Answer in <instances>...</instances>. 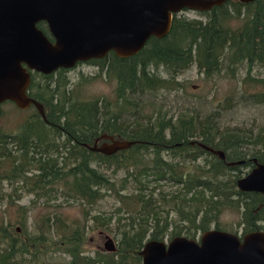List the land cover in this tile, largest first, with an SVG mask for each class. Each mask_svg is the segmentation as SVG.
Returning <instances> with one entry per match:
<instances>
[{
  "label": "trees",
  "instance_id": "obj_1",
  "mask_svg": "<svg viewBox=\"0 0 264 264\" xmlns=\"http://www.w3.org/2000/svg\"><path fill=\"white\" fill-rule=\"evenodd\" d=\"M199 12L203 18L175 14L166 36L151 37L130 57L109 52L102 59L78 62L105 67L107 77L116 81L112 98L81 96L72 88L69 69L60 68L31 73L28 92L43 105L47 121L33 106L28 112L11 101L0 105V200L8 210L16 206L15 197L34 195L29 206H17L24 209L20 219L23 213L16 211L19 230L6 215V222L0 220V264H140L138 251L145 240L194 237L211 226L228 231L219 226L228 210L240 212L239 223L254 230L251 217L258 219L264 211H253L262 194L241 191L236 181L248 172L240 166L253 165L251 158L264 163V127L254 132L222 125L213 115L189 108L175 115L164 101L158 105L156 96L179 90L178 75L193 65L207 78L223 73L236 81L246 67L240 82L264 83L251 73L256 64H264V0H227ZM38 27L50 36L44 22ZM251 95L264 103V88ZM227 100L231 105L232 96ZM6 103L28 114L9 121L2 115ZM144 107L151 110L144 113ZM102 133L136 143L110 155L81 144H92ZM191 141L224 151L226 161L245 163L228 166ZM50 187L78 201L83 216L68 222L58 212L41 214L32 226L40 228L42 221L57 231L55 238L42 230L30 232L26 216L39 197L50 198ZM109 198L111 211L105 215L98 206ZM95 229L113 233L117 249L86 254L87 232ZM49 252L59 253L58 258Z\"/></svg>",
  "mask_w": 264,
  "mask_h": 264
},
{
  "label": "water",
  "instance_id": "obj_2",
  "mask_svg": "<svg viewBox=\"0 0 264 264\" xmlns=\"http://www.w3.org/2000/svg\"><path fill=\"white\" fill-rule=\"evenodd\" d=\"M227 0H0V105L11 101L20 109L33 106L47 121L43 105L29 95L32 71L51 74L73 68L78 62L102 59L113 52L119 58L138 53L151 37L170 31L175 14L183 10L207 11ZM247 2L251 0H240ZM39 22H44L48 36ZM102 133L90 151L106 155L136 141ZM101 139H107L109 142ZM217 155L228 166L245 160L226 161L224 151L191 141ZM255 165L236 181L241 191L264 198V163ZM104 249L115 250L105 236ZM141 264H264V232L239 235L205 230L199 240L175 236L167 244L148 240L139 251Z\"/></svg>",
  "mask_w": 264,
  "mask_h": 264
},
{
  "label": "rangeland",
  "instance_id": "obj_3",
  "mask_svg": "<svg viewBox=\"0 0 264 264\" xmlns=\"http://www.w3.org/2000/svg\"><path fill=\"white\" fill-rule=\"evenodd\" d=\"M178 15H183L188 18H203V15L199 11L193 10H183ZM230 23L237 24L238 22L235 19H231ZM245 69L246 67L240 68L238 72L239 81H236L223 73L207 78L202 71L193 65L178 75V80L182 83L181 88L176 91L166 92L163 98L161 93L158 92L156 102L158 105H161L162 101H164V104H166L164 108H170V113H175V115L186 108H189V110L194 109L195 112H200L201 115H213L222 125H240L245 128H253L255 132L260 127H264V103L255 101L251 94L260 88L263 89L264 83L254 82L255 85H251V81L248 78L245 79V82H240L241 78L245 76ZM251 73L257 78H264V64H256L251 69ZM67 75L72 83V88H76L74 91L83 97L104 96L112 98L114 95L116 87L115 78L107 77L105 67H102L101 64H77L76 67L74 66V68H70L67 71ZM86 77L92 78L90 79L91 81L79 83L81 78ZM228 96H232L231 105H229V101L227 100ZM12 105L11 103H6L2 106V115L10 118L9 121H17L18 117H23L28 114L26 111L29 112L28 109L26 111L11 110ZM150 110V108L144 107L143 112L147 113ZM239 168L242 172H246L248 168L250 169V167L244 166H240ZM118 174L122 175L123 171L119 170ZM4 190L9 194L12 193L13 197L16 196L7 184H5ZM59 190L55 187H50L46 194L50 198L44 196L39 197L34 208L26 214L30 232L37 233L42 230L43 234L47 237H56L57 231H50L42 221L38 223L43 225L40 228L36 225L32 226V223L38 220L41 214L53 215L55 212H58L68 222L76 221L83 217L78 201L71 197L68 198L66 195L60 193ZM33 199L34 195L31 193L21 195L19 198L15 197V200H17L15 202L16 206L8 210H5V200H0V220L2 219L6 222L7 217L8 220L10 219L14 223V227H17L19 230V224L15 223L16 211L21 214L24 209L17 208V206H29V203ZM111 203L112 200L110 198L105 199L98 207L103 212L106 211L104 213L108 215L111 211ZM23 215L24 213L18 219L23 217ZM44 220H46V217H44ZM240 221V212L228 210L221 215L219 226L231 229L232 231H235L237 228L246 229V224L239 223ZM262 226L264 228V223ZM111 227L113 226L111 225ZM63 233L66 234L65 232ZM108 234L116 241L114 235L105 230L95 229L88 231L87 241L84 245L85 253L94 255L95 250L99 252L106 251L104 249V242L106 240L105 236ZM47 254L53 255L54 259L59 256V253L49 252ZM62 258L64 257L62 256Z\"/></svg>",
  "mask_w": 264,
  "mask_h": 264
},
{
  "label": "flooded vegetation",
  "instance_id": "obj_4",
  "mask_svg": "<svg viewBox=\"0 0 264 264\" xmlns=\"http://www.w3.org/2000/svg\"><path fill=\"white\" fill-rule=\"evenodd\" d=\"M185 10H187V9H185ZM47 27V26H46ZM48 35V34H47ZM49 36V35H48ZM89 61V60H88ZM78 64V63H77ZM76 64V65H77ZM76 65H75V67H76ZM74 68V67H73ZM70 69V68H69ZM97 137V136H96ZM96 137L94 138V140L96 139ZM99 137V136H98ZM115 137V136H114ZM113 137V138H114ZM115 138H117V137H115ZM102 141H107V142H109V140H107V139H101L98 143H100V142H102ZM94 142V141H93ZM110 155V154H109ZM242 160H244V159H242ZM253 162V161H252ZM245 163V162H244ZM255 165V163L253 162V165L250 167V169L253 167ZM249 168H248V170L247 171H249L250 170ZM243 175V174H242ZM241 175V176H242ZM240 176V177H241ZM262 199H263V201L262 202H260L256 207H255V209L253 210L254 211V213H257L258 211H260L261 209H263L264 208V198H263V195H262ZM251 224H253V226H254V230H250V231H246V229L244 228H237L235 231H232L231 229H228V232H232V233H235V234H237V235H239V237H241L243 234H245V233H247V232H251V231H256V230H260V231H263L264 232V228H263V223H264V211H262L260 214H259V218L257 219V218H254V217H251ZM112 225V224H111ZM238 225H242V224H238ZM209 229H217V230H221V228H216L215 226H211ZM208 229V230H209ZM224 231V230H223ZM203 232V231H202ZM201 231H199V232H197V234L194 236V237H188V236H185V235H175V236H185V237H187V238H194V239H196V240H199V237H200V235H201V233H202ZM113 234V233H112ZM108 237H110L112 240H113V242H114V245H115V250L117 249V242L113 239V237H111L109 234L107 235ZM175 236H173L172 238H174ZM172 238H170L169 239V237H167V235L163 238V239H149V240H158V241H163V242H165V244H167ZM146 241H148V240H145L144 241V243L146 242ZM144 243H143V245H144ZM143 245H142V247H143ZM141 247V248H142ZM115 250H112V251H109V250H106L107 252H113V251H115ZM141 250V249H140ZM139 250V251H140ZM139 251H138V254H139ZM141 257V256H140ZM140 264H141V262H140Z\"/></svg>",
  "mask_w": 264,
  "mask_h": 264
}]
</instances>
